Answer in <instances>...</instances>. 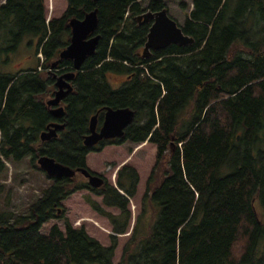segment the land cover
<instances>
[{
  "label": "trees",
  "instance_id": "obj_1",
  "mask_svg": "<svg viewBox=\"0 0 264 264\" xmlns=\"http://www.w3.org/2000/svg\"><path fill=\"white\" fill-rule=\"evenodd\" d=\"M65 2L63 12L49 18L45 0L0 3V67L25 35L36 60L15 72L0 68V173L6 162L26 156L43 171L40 155L88 169V153L108 143H151L156 165L143 200L155 213L144 231L135 223L117 264H264V0H191L178 25L193 42L146 57L150 23L136 16L166 7L164 0ZM94 9L95 52L75 71L60 103L63 114L55 116L45 96H53L55 75L73 71L71 60L58 58L70 38L69 21ZM110 75L121 82L114 85ZM107 107L133 110L132 123L121 137L85 146L90 117L98 112L99 126ZM51 122L64 128L42 141ZM160 164L163 176L154 184ZM45 176L51 183L27 213H0V264H115L117 235L131 220L137 170L123 164L116 185L100 175L97 188L75 176ZM82 189L101 197L86 201L108 219L109 245L66 219L64 230L56 224L41 230L61 216V202Z\"/></svg>",
  "mask_w": 264,
  "mask_h": 264
},
{
  "label": "rangeland",
  "instance_id": "obj_2",
  "mask_svg": "<svg viewBox=\"0 0 264 264\" xmlns=\"http://www.w3.org/2000/svg\"><path fill=\"white\" fill-rule=\"evenodd\" d=\"M144 1L146 5L147 0ZM168 14L182 24L184 17L191 7V0H164ZM2 0H0V3ZM47 14L59 16L66 7L65 0H45ZM183 2L184 6L181 5ZM29 35H25L14 52L8 55V61L1 64V70L15 72L19 69L31 68L35 65L32 46L28 44ZM121 79V78H120ZM111 82L116 85L121 82L116 75H110ZM51 98L46 95L45 100ZM133 166L139 175L136 194L129 199V210L131 220L126 233L117 235V246L115 248L113 262L117 264L122 255V249L130 238L133 226L138 222L139 231H144L151 223L154 216V208L149 200H143L147 179L156 165L155 146L148 142L134 145L128 141L120 144L108 143L100 151H92L87 155V166L98 175L104 177L107 182L116 185L117 170L123 165ZM163 164L157 165L153 182L154 184L163 176ZM77 182L85 181L86 178L80 173L75 174ZM51 183L43 171L37 170L30 165L29 156L20 161L6 162V168L0 173V213L3 211H14L16 213H27L29 206L35 201L41 191ZM86 197L101 202V197L93 192L82 189L74 192L61 202L60 217H55L44 223L42 231L56 224L64 230L65 219L74 227H83L86 232L96 238L101 244H110V235L113 234L108 219L97 214L87 203ZM258 215L262 209L258 202L255 203ZM105 210L114 214L118 210L114 207H104Z\"/></svg>",
  "mask_w": 264,
  "mask_h": 264
},
{
  "label": "water",
  "instance_id": "obj_3",
  "mask_svg": "<svg viewBox=\"0 0 264 264\" xmlns=\"http://www.w3.org/2000/svg\"><path fill=\"white\" fill-rule=\"evenodd\" d=\"M96 11L97 9H94L86 13L82 19L72 18L69 21L70 38L67 45L60 50L58 58L59 60H71L73 71L55 75L53 96L46 100L51 113L55 116L63 114L64 109L60 103L65 95L72 90L70 80L74 77L75 71H79L86 57L95 52L99 40V35L94 33L97 26ZM136 18L139 22L150 23L142 48L144 57L150 55L152 50H158L170 44L186 45L193 42V38L184 34L176 20L168 14L166 7L156 11L148 9ZM133 119L134 112L129 108L107 107L98 128V112L90 117L89 133L83 138V144L93 146L102 139L121 137L125 127L132 123ZM63 128L62 123L51 122L47 125L46 130L40 133V139L48 140L57 135L58 129ZM36 163L51 177H73L76 173H80L87 178L88 184L93 188L101 186L104 182L101 176L93 174L87 168L72 169L46 155L38 156ZM59 211L60 208H58Z\"/></svg>",
  "mask_w": 264,
  "mask_h": 264
},
{
  "label": "flooded vegetation",
  "instance_id": "obj_4",
  "mask_svg": "<svg viewBox=\"0 0 264 264\" xmlns=\"http://www.w3.org/2000/svg\"><path fill=\"white\" fill-rule=\"evenodd\" d=\"M118 77V80H122V77L121 76H117ZM121 78V79H120ZM98 123H99V120H98ZM98 125V124H97ZM99 126H97V128H98ZM90 170V169H89ZM91 171V170H90ZM92 172V171H91ZM93 174L95 173V172H92Z\"/></svg>",
  "mask_w": 264,
  "mask_h": 264
},
{
  "label": "crops",
  "instance_id": "obj_5",
  "mask_svg": "<svg viewBox=\"0 0 264 264\" xmlns=\"http://www.w3.org/2000/svg\"><path fill=\"white\" fill-rule=\"evenodd\" d=\"M48 18H49V16H48ZM34 59V58H33Z\"/></svg>",
  "mask_w": 264,
  "mask_h": 264
}]
</instances>
